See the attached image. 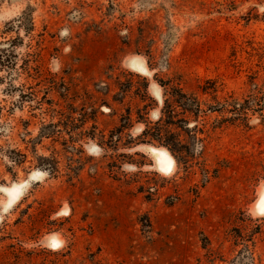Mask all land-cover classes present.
I'll return each mask as SVG.
<instances>
[{"label": "rangeland", "instance_id": "1", "mask_svg": "<svg viewBox=\"0 0 264 264\" xmlns=\"http://www.w3.org/2000/svg\"><path fill=\"white\" fill-rule=\"evenodd\" d=\"M263 191L264 0H0V264H264Z\"/></svg>", "mask_w": 264, "mask_h": 264}, {"label": "bare ground", "instance_id": "2", "mask_svg": "<svg viewBox=\"0 0 264 264\" xmlns=\"http://www.w3.org/2000/svg\"><path fill=\"white\" fill-rule=\"evenodd\" d=\"M135 64H141V62L136 60ZM148 151H150L151 155L154 157L156 164L159 168L169 171L175 165V159L173 158L172 154H170V152L167 151V149L150 147V150ZM7 192L11 197V201L14 202V200L16 201L22 193V185H16L13 186L12 188H8ZM255 209L257 213H264V191L262 192L259 201H257ZM50 240L56 243H58L59 241L56 237H52Z\"/></svg>", "mask_w": 264, "mask_h": 264}, {"label": "trees", "instance_id": "3", "mask_svg": "<svg viewBox=\"0 0 264 264\" xmlns=\"http://www.w3.org/2000/svg\"><path fill=\"white\" fill-rule=\"evenodd\" d=\"M181 95H182V97L184 99V102H183V105L185 106L184 110H186V111L189 110L191 112H194L195 115L196 114H200L202 112L201 106H200L201 103L199 102V100H197L196 98H192L190 100H187V96L186 95H183V94H181ZM192 109L195 110V111H193Z\"/></svg>", "mask_w": 264, "mask_h": 264}]
</instances>
